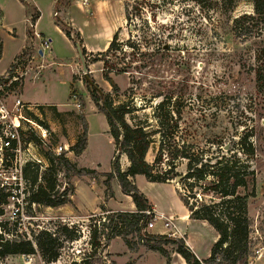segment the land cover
<instances>
[{"label": "rangeland", "instance_id": "obj_1", "mask_svg": "<svg viewBox=\"0 0 264 264\" xmlns=\"http://www.w3.org/2000/svg\"><path fill=\"white\" fill-rule=\"evenodd\" d=\"M2 1L7 11H4V26L0 35V75L9 69L12 58L24 43L25 31L28 28V23L22 21L23 11L13 9L8 0ZM62 1L58 9L64 12L67 8L64 5L66 0ZM72 1L82 10V12L74 9L72 11V24L83 34L81 39L78 36L81 47L85 38L94 47L101 48L106 40L110 41L117 29H119L117 36L119 42H125L128 38L136 41L141 38V32L144 31L146 40L145 43H141L140 51L146 55L144 57L135 55V62H131V52L124 47L122 53H112L105 59L114 68L128 64L131 68L129 73L109 74L110 80L118 88L117 94H114L108 83L102 79L101 62H92L96 54L88 53L86 50H84L85 55L82 56L85 71H82L80 58L77 56L74 62V74L69 83L70 64H66L69 60H64L68 55L66 46L59 35L51 30V22L44 12L38 28L49 33L46 36L52 38L50 48L55 49L63 58L58 61L60 64L51 66L48 59L37 57L35 50L39 41L35 39L36 44H34V36L31 35L22 50L26 57L17 62L15 79L3 83L0 103L7 110L11 109L25 86L21 99L24 104L31 106L33 103L50 99L59 105L62 104L58 108L32 106L30 118L46 130V137L43 142L38 141L31 134H26L25 138L31 139L36 154L52 161V167L48 170L50 164L45 161L44 166L29 168L25 177L31 180L36 173L37 178L34 182L36 186L45 187L47 183L52 182L53 201L65 199L68 200V205L64 210L59 211L44 206L26 207L22 211L21 220L18 221L20 225H17L18 222L7 220L8 210L2 212L0 220L8 221L9 229H16L25 236L41 229L53 231L60 225L79 230L80 238L71 243H63L58 259L50 264L71 262L80 264L82 260H88L91 264H115L109 260L105 247L102 246L98 248L94 258H88L91 252L90 231L94 226L100 230V225L106 223L103 219L96 222L98 217L93 216L100 215L103 218L106 213H100L99 209H96L81 221L70 219L74 212L72 202L70 203L74 189L77 191L75 203L88 210L94 205L93 201H96L98 195L92 189L88 194H84L86 187L92 185L94 191L96 188H104L97 207H106L112 197L110 184L114 180L109 181V190L106 191L103 185L104 175L109 171L110 164L115 158L118 159L120 169H125L124 157L115 151L105 119L97 113L83 83L85 81L89 84L92 80L98 88V94L108 93L112 96L114 104L132 101L138 109L130 116L132 122L134 124L147 122L150 125L147 128L150 130L156 129L151 115L154 105L159 101L152 96L159 94L180 97L182 110L180 127L183 129V139L188 143L201 147L205 141H213L217 138L221 143H226L233 137L236 139V136L250 135L256 150L252 163L256 182L255 198L249 201L247 207L253 245L248 262L254 264L258 254L264 252V224H262V221L264 222V87L261 90L257 89L254 81V72L257 70L264 77V30L261 32L254 26L249 36H237L232 31V20L241 14H250L251 6L247 2L239 1L230 11H225L220 8V1L218 10H211L191 2H173L161 9H155L153 16L151 15L153 8L148 9V6H145L146 11L140 16L131 15L129 27L124 20V7H131V0H105L115 5L114 8L118 13L116 21L119 24L111 36L109 32L106 36L104 34L106 27L96 35L97 29L94 24L91 22L85 24L80 14L90 17L94 11L92 4L96 0H69V4ZM102 14L107 18V11H103ZM59 17L58 15L57 19ZM104 17L99 20L101 24L108 22ZM63 27L70 30V36L74 39L75 30L73 31L64 22ZM157 45L161 46L158 50ZM57 69L61 72L58 73ZM8 74L9 72L0 78L5 79ZM71 90L73 92H70ZM79 99L84 104L83 108L79 106ZM143 107L145 108L140 109ZM83 132L86 134V146L80 154L75 155L70 148L80 144ZM157 140L158 137L155 136L153 144L147 151L145 160L149 164L156 154ZM57 147L62 149L59 156L66 159L72 167L93 170L94 174L73 175L71 166L63 165L53 154L52 150ZM2 168L0 183L10 177L8 173L1 171L6 167ZM176 172L180 174L185 172L183 161L177 163ZM170 182L177 193L181 194L179 183H175L174 180ZM146 185L142 190L148 196L158 199L161 205L171 201L176 206L167 188H162L156 183H146ZM118 200L117 198L112 201L113 208L118 209L124 205ZM155 226L154 228L158 229L160 223ZM205 226L202 229L196 228L202 250L210 246L213 243L212 237H215L212 228ZM149 232H153V229ZM106 233L107 231L103 230V234ZM128 239L131 237L128 236ZM99 241L105 244L103 236H99ZM117 245L113 246V250L117 249ZM32 247L36 249L35 246ZM144 262L158 264L151 259H145ZM0 264L46 263L41 261L37 250H34L31 255L6 257L0 261ZM258 264H264V257Z\"/></svg>", "mask_w": 264, "mask_h": 264}, {"label": "trees", "instance_id": "obj_2", "mask_svg": "<svg viewBox=\"0 0 264 264\" xmlns=\"http://www.w3.org/2000/svg\"><path fill=\"white\" fill-rule=\"evenodd\" d=\"M219 1L220 8L225 11H230L239 1L247 2L251 6L250 14H241L232 20V31L235 35L249 36L254 26L258 27L261 32L264 30V0H131V7H124V20L128 23L131 21L132 14L140 16L142 12L146 11L145 6H148V9L153 8L151 11L153 16L155 9H161L173 2H191L211 10H218ZM62 2V0H56L55 6L61 5ZM64 5H69V0H66ZM37 18V11H33L25 31L27 38L32 35L31 26ZM56 24L60 26L66 38L72 40L74 44H79L82 56L85 55V51L80 45L78 33L75 32L73 39L70 36V30L65 29L63 23L56 20ZM128 26L130 27L129 23ZM132 28L135 31V27ZM118 30L112 34L105 50L97 53L92 60V62H101L102 79L108 83L114 94H117L118 88L110 80L109 74L129 73L131 68L129 64L114 68L105 59L112 53H122L124 47L131 52V62H135V55L138 57L146 55L140 51L141 43H145L146 40L144 31L141 32V38L137 39L138 42L131 38L125 42H119L117 41ZM160 47L157 45L156 49L158 50ZM22 50L13 58L9 69L5 72V74L9 72V74L5 79H1L2 83L14 77L13 72L17 69V62L26 57ZM254 77L255 87L261 90L264 87L263 75L257 70L254 72ZM132 82L130 79V83ZM83 83L97 113L105 119L115 151L123 155L127 161L126 168L121 170L118 159L115 158L110 164V172L104 175L103 185L107 191L109 190V181L115 179L121 193L130 198L135 208L134 212H112L102 206L98 207L100 213L106 214L103 218L100 215L93 217H98L96 222L103 219L106 223L100 225V230L94 226L90 231L89 246L91 252L88 258H94L98 248L106 247L112 239L120 238L128 250H134L141 246L166 259L168 258V251L171 250L178 254L185 264H252L248 262L253 245L251 220L248 217L247 207L249 201L255 198L256 181L252 163L255 159L256 150L250 135L236 136V139L233 137L226 143H221L217 138L213 141H205L200 147L183 139V129L180 127L182 114L180 97L161 96L159 94L152 96L159 101L154 105L151 115L156 129L150 130L147 128L150 126L147 122L137 124L132 122L130 116L138 111L132 101L114 104L112 96L108 93L98 94V88L92 80L89 81V84L85 81ZM79 106L84 107L81 99H79ZM155 136L158 137L156 154L152 163L149 164L145 157L149 147L154 142ZM26 140L32 142L31 139L26 138ZM85 146L86 134L83 132L80 144L72 146L70 150L78 155ZM41 157L50 164L49 170L52 167V161L43 155ZM56 158L63 165L71 166L63 157L57 156ZM180 161L184 162L185 172L183 174L176 172L177 163ZM164 166L165 168H163ZM32 167H36V165L25 164L22 167V179L28 185V201L37 206L48 208L67 204L68 200L65 199L53 201L51 193H53L54 184L52 182L47 183L45 187L36 186L34 184L37 178L36 173L31 180L25 177L27 170ZM71 168L73 175L76 176L84 173L94 174L93 170L75 169L72 166ZM135 175L143 176L150 183L163 184L179 177L177 183H179L182 191L179 197L189 213L188 219L204 221L217 236L206 260H197L182 239H172L142 231L148 220L145 212L151 211V207L133 184L132 179ZM4 204L5 195L0 191V205ZM1 215L2 210L0 209ZM8 224V221L0 220V261L10 256L31 255L34 250H37L41 261L50 264L58 259L63 243H71L80 238L79 230L76 228L68 229L64 225H60L53 231L41 229L31 232L27 237L16 229H9ZM262 224H264L263 221ZM103 230H106L107 233L103 234ZM99 236L104 237L105 244L99 241ZM128 236L131 239H128ZM32 246H35L36 249ZM70 264L77 263L71 262ZM80 264L91 263L88 260H82Z\"/></svg>", "mask_w": 264, "mask_h": 264}, {"label": "crops", "instance_id": "obj_3", "mask_svg": "<svg viewBox=\"0 0 264 264\" xmlns=\"http://www.w3.org/2000/svg\"><path fill=\"white\" fill-rule=\"evenodd\" d=\"M8 2L13 7V9H16V10L20 9L21 11H23L22 21L25 22L26 24L28 23L29 17L33 13V11H37L38 18L35 20L34 24L31 26L32 27L31 28L32 33H35V34L39 35L40 37L46 38L49 41V48H50V42H51L52 38L49 37L48 35L46 36V34H49V33L43 32L41 29L38 28L39 24L41 22V19L44 16V12L46 13L48 19L51 22V27H50L51 30L55 34L59 35V38L63 41V44L66 46V50H67L68 55L66 58H64V60H66V61L69 60V63H66V64H70L69 76H68L69 77V83H70V78L74 74L73 68H74V62L76 60L77 54H76V51L74 48V42L72 40H69L68 38H66L64 36L63 32L60 29V26L58 24H56V20L59 19L58 22H61V21H62L61 23L64 22V24H66L69 28L73 29V31L75 30V32H77L78 35L80 32L79 38L81 39L83 37V34H81V30H79L78 27H76L74 24H72V21H73L72 20V11H73V9L79 10L80 12H82V10L78 8L79 5H77V4L75 5L74 2L72 1V2H70L69 5H67V8L64 10V12H62V11H60V8L58 9V7H60V5L55 6L56 0H8ZM114 7H115V5H113V3H110L108 1L96 0V2H94V4H92V8L94 11L90 17H88L87 15H85L83 13H80V14H82L85 24H88V22H91V24H94V26L97 29V31H95L96 35H98V33L102 32L101 29L104 31L107 28V30H105L104 34H106V36H107L108 35L107 32H109V34L111 36V34L114 32V30H116V28L119 26V24L116 21V20H118V13L116 12ZM56 10H59V12H57V15L60 16L58 19L52 17V12L56 11ZM4 11H7V7L5 5H3V1L0 0V35L2 32V27L4 26V24H3V22H4ZM103 11L108 12L107 18L103 16V14H102ZM103 17H104V19H107L108 22L101 24L99 22V20H101ZM35 39L36 38H34V41H33L34 44H36ZM27 40H28V38L25 34L24 43H23V45H21V48L16 55H18L20 53V51L23 49ZM0 43H1V37H0ZM107 44H108V40H106L103 43L101 48H96L89 42V40H86L84 38L82 48L84 50H86V52H88V53L97 54V53L103 52L105 50V48L107 47ZM36 46H38V45L36 44ZM35 52L37 54V57H39V55L37 53V49L35 50ZM13 58H12L10 64L12 63ZM62 58L63 57L61 55H59V53L57 51H55V49L50 48L49 52L47 54L43 55V57L41 59H48L49 64L52 66L53 64H60V63H58V61ZM54 72H55V70H53V73ZM57 72L59 73L61 71L57 69ZM4 74H2V75H4ZM2 75H0V76H2ZM24 91H25V86H24V89L22 90V92L18 96L19 97L18 99L22 103H24L21 100L23 97ZM60 105H62V104H60ZM60 105H59V103L50 99L48 101H44V102H40V103H33V105H31V106H47V107L58 108V107H61ZM124 162H125L124 168H126L127 161H126L125 157H124ZM109 172H110V168H109V171L107 173H109ZM107 173H105V174H107ZM142 178H143V176H141V175H135L132 179V182L135 185V187L138 189V191L146 198L147 202L149 203V205L151 207L152 212L156 215H162L164 217H172L175 220L176 227L180 231V235H182L181 239L183 240L185 246L190 249V251L193 253V255L196 257L197 260H199V261L206 260L209 257V252H210V248H211L212 244L217 239L216 233L214 232L215 237H212L213 243L210 246L203 248V250H202L201 249V244H202L201 239L199 237L198 231H196V228L197 227H199L200 229L205 228L206 227L205 225H207V224L204 221L188 219L189 213L186 210V208L183 206V204L180 200L179 194L177 193L176 189L172 186V182H168V183H164V184L163 183H156V184H159L162 188L163 187L167 188L169 190V192H171L170 194H171L172 198L175 200L176 206H174L171 203V201H167L164 205H161L158 199H153L150 196H148L146 194V192H144V190H142V188L146 187L147 186L146 183H150V182H147L144 178L143 179ZM113 180L114 181L110 184V188L112 191V197L107 202L106 207L104 206V208L106 210H110L112 212H134L135 208H134V205L132 204L130 198L121 193L116 180L115 179H113ZM91 189L98 196H97L96 201H93L94 205L88 210L84 209L82 205H79V204L77 205L75 203V197H76L77 191H76V189H74L73 194H72L71 199H70V203L72 202L74 212H73L72 216L70 217V219L76 220V222L81 221L86 216H90V214H92L93 212H95L96 209H98L97 206L99 205V200L101 199L102 193L105 189L104 188L103 189L96 188V191H94L92 185H89L86 187V189L83 193L88 194L89 192H91ZM117 198L119 199L118 200L119 203H124V205L118 209L113 208L111 206L112 201L116 200ZM66 205H68V203L64 204L62 206L56 207V208H54V210H57V211L64 210L67 207ZM150 233L153 235H162L163 230H162L161 226H159L158 229L153 228V232H150ZM115 244H118L117 249L113 250V246ZM104 250H106V253L108 255L109 260L114 262L115 264H139V263L141 264V262H142V264H145V262H144L145 259H148V260L151 259L152 261H155L158 264H166V262H168V264H185L183 259L178 254H176L175 252H173L171 250L168 251V258L167 259L162 257L161 255H159L158 253L148 251L141 246L136 247L134 250H128L120 238L112 239L107 244V246L105 247ZM263 257H264V252L259 253L258 256L256 257L255 261H254V264H258L259 260Z\"/></svg>", "mask_w": 264, "mask_h": 264}, {"label": "built area", "instance_id": "obj_4", "mask_svg": "<svg viewBox=\"0 0 264 264\" xmlns=\"http://www.w3.org/2000/svg\"><path fill=\"white\" fill-rule=\"evenodd\" d=\"M57 12H52V17L57 18ZM34 38L38 39L37 53L42 58L44 53L49 52V41L33 33ZM37 55V54H36ZM17 70L15 69L13 73ZM11 77L10 80H14ZM3 83L0 78V91ZM32 106L22 103L18 98L12 104L11 109L7 110L0 103V169L3 173H8L10 177L0 183V191L5 195V204L0 205L2 212L8 210L7 220L17 223L22 218L24 208H34V203L28 201V185L22 179V167L25 164L45 165V160L36 154L35 146L32 142L26 140V134H31L38 141L43 142L46 137V130L39 124L31 120ZM61 147L54 148L53 154L59 156ZM148 220L145 223L143 232H149L157 223L163 230L162 235L167 238L177 239L182 237L180 231L175 225L172 217L156 215L151 211H146ZM17 225H20L18 222ZM29 237V236H27Z\"/></svg>", "mask_w": 264, "mask_h": 264}, {"label": "water", "instance_id": "obj_5", "mask_svg": "<svg viewBox=\"0 0 264 264\" xmlns=\"http://www.w3.org/2000/svg\"><path fill=\"white\" fill-rule=\"evenodd\" d=\"M74 47H75V51H76L77 56L80 58L81 69H82V71H85V65H84L83 60H82V54H81L80 46L78 43H75ZM38 55H40V52H38ZM178 181H179V177L174 179L175 183H177Z\"/></svg>", "mask_w": 264, "mask_h": 264}]
</instances>
